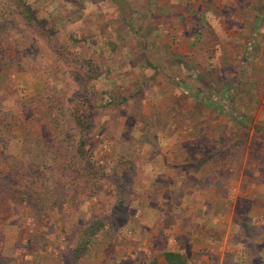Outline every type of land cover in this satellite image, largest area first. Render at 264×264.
<instances>
[{
  "label": "rangeland",
  "instance_id": "374dc122",
  "mask_svg": "<svg viewBox=\"0 0 264 264\" xmlns=\"http://www.w3.org/2000/svg\"><path fill=\"white\" fill-rule=\"evenodd\" d=\"M24 2L0 0V264H264V0Z\"/></svg>",
  "mask_w": 264,
  "mask_h": 264
},
{
  "label": "trees",
  "instance_id": "16d2710c",
  "mask_svg": "<svg viewBox=\"0 0 264 264\" xmlns=\"http://www.w3.org/2000/svg\"><path fill=\"white\" fill-rule=\"evenodd\" d=\"M12 2H14V0H12ZM15 2H16L17 7H19L20 9L22 7V9H23V10H19L21 15H22L23 11L26 14L32 13L29 6H27L25 4L24 0H15ZM26 16H24V19H25L24 21H26L28 23H35L33 16L30 17V19H28V20H26V18H27ZM97 75H95V76H97ZM75 121H77V123L81 126V128L86 129V130L89 128V126L83 122V119L80 116L75 118L74 122ZM101 229H102V223L100 221H95L93 224H91L86 229H84L82 231V238L81 239L84 240L85 245L81 246V251L76 250L75 252H73V254L76 257H79L82 254V252L86 249L87 244L89 242H91V240H93L95 238V236H97V234H99L101 232ZM165 258L169 264H184L182 259H181V255H179V254L165 253Z\"/></svg>",
  "mask_w": 264,
  "mask_h": 264
},
{
  "label": "crops",
  "instance_id": "0c3cea01",
  "mask_svg": "<svg viewBox=\"0 0 264 264\" xmlns=\"http://www.w3.org/2000/svg\"><path fill=\"white\" fill-rule=\"evenodd\" d=\"M143 51V50H142ZM156 211V210H155ZM156 213V212H155ZM155 213H154V216H155ZM157 216H158V214H157ZM229 223H231V222H229ZM263 224V223H262ZM262 240V243L264 242V239H261ZM172 242V241H171ZM264 250V249H263ZM180 252V251H179ZM176 252V251H172V250H167V248L164 250V251H162V252H160V253H157L156 251H154V256L151 258V264H169L168 262H167V260H166V258H165V253H175V254H179V255H181V259H182V261H183V263L184 264H186L184 261H185V258H184V255H183V253L182 252ZM259 253H260V249H255V250H251V252H250V256H253V255H259ZM243 254V253H242ZM263 258H264V256H263ZM191 259L192 258H187V264H191ZM203 261V260H202ZM201 261V262H202ZM264 263V262H263Z\"/></svg>",
  "mask_w": 264,
  "mask_h": 264
}]
</instances>
